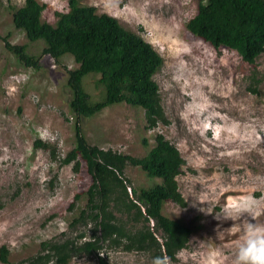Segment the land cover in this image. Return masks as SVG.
Segmentation results:
<instances>
[{
  "label": "rangeland",
  "instance_id": "374dc122",
  "mask_svg": "<svg viewBox=\"0 0 264 264\" xmlns=\"http://www.w3.org/2000/svg\"><path fill=\"white\" fill-rule=\"evenodd\" d=\"M23 1L0 0V247L8 251L0 264H31L45 253L43 243H79L84 238L78 235L86 239L92 229L90 219L79 216L91 178L84 163L75 169L74 161L62 160L74 145L66 71L77 65L70 55L58 62L42 56L34 69L4 47L8 36L10 43L26 44L29 54L40 55L43 41L29 42L12 23ZM39 1L45 5L42 20L51 24L55 12L67 10L66 0ZM80 3L115 17L163 60L153 79L166 123L146 130L144 110L125 103L78 121L87 142L104 149L142 156L161 133L180 152L184 164L176 179L185 206L166 201L162 213L188 226L191 236L166 264H253L264 251V52L247 63L234 50L192 36L185 24L197 0ZM94 79L84 82L97 100ZM124 176L136 189L159 181L129 164ZM101 257L105 264H158L148 253L116 247L104 246ZM54 258L47 264H58ZM66 264L98 262L79 253Z\"/></svg>",
  "mask_w": 264,
  "mask_h": 264
},
{
  "label": "trees",
  "instance_id": "16d2710c",
  "mask_svg": "<svg viewBox=\"0 0 264 264\" xmlns=\"http://www.w3.org/2000/svg\"><path fill=\"white\" fill-rule=\"evenodd\" d=\"M80 1L66 0L67 10L55 12L53 24L42 20L45 5L39 0H24L13 10L14 27L23 31L29 42L43 41L40 57L29 54L26 44H12L8 36L2 38L4 47L27 67L40 68L42 56L58 62L64 55H70L77 65L66 71L71 93L68 107L75 117L74 145L62 160L74 161L75 169L84 163L91 178L79 216L89 218L92 229L86 239L85 233L78 235L84 238L79 243L77 239L74 243H43L45 253L32 257L31 264H47L53 257L56 263L66 264L79 253L94 255L98 264H105L101 257L104 246L145 252L154 262L166 264L175 260L191 236L188 226L162 213L166 201L185 206L176 179L184 164L180 152L161 133L153 136L151 146L142 139V144L149 146L142 156L104 149L87 142L78 121L112 104L125 103L144 110L146 130L166 123L153 79L163 60L141 35ZM185 26L192 36L214 48L234 50L247 63L264 52V0H197L196 13ZM89 76H96L92 84L100 91L97 100L86 91L84 80ZM35 145L48 146L40 140ZM128 164L159 181L133 188L124 176ZM7 253L1 246V261L7 262Z\"/></svg>",
  "mask_w": 264,
  "mask_h": 264
},
{
  "label": "clouds",
  "instance_id": "9594fccd",
  "mask_svg": "<svg viewBox=\"0 0 264 264\" xmlns=\"http://www.w3.org/2000/svg\"><path fill=\"white\" fill-rule=\"evenodd\" d=\"M242 259H248L247 255L242 254ZM253 264H264V251L255 256Z\"/></svg>",
  "mask_w": 264,
  "mask_h": 264
}]
</instances>
